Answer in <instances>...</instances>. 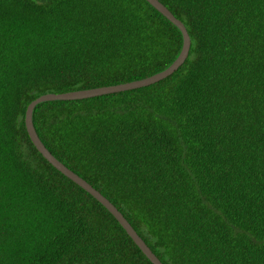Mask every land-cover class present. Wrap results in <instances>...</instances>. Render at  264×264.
Listing matches in <instances>:
<instances>
[{
	"label": "trees",
	"instance_id": "trees-1",
	"mask_svg": "<svg viewBox=\"0 0 264 264\" xmlns=\"http://www.w3.org/2000/svg\"><path fill=\"white\" fill-rule=\"evenodd\" d=\"M159 1L184 61L39 101L34 129L162 264H264V0ZM181 45L146 0H0V264H152L24 113L162 71Z\"/></svg>",
	"mask_w": 264,
	"mask_h": 264
},
{
	"label": "water",
	"instance_id": "water-1",
	"mask_svg": "<svg viewBox=\"0 0 264 264\" xmlns=\"http://www.w3.org/2000/svg\"><path fill=\"white\" fill-rule=\"evenodd\" d=\"M149 4H151L158 12H160L163 16H165L169 21H171L177 28L180 30L182 35V45L179 51V54L174 59V61L162 71H159L155 74H152L148 77L133 80L124 83H118L114 85L108 86H100L83 90H75L64 93H46L43 94L34 100H32L26 107L24 113V124L27 131V134L38 150V152L57 170H59L62 174L70 178L73 182L81 186L84 190L90 193L96 200H98L119 222L125 232L130 236L133 242L138 246V248L142 251V253L149 259L152 264H162V262L157 258V256L150 250V248L146 245V243L142 240V238L136 233L133 227L128 223L125 217L117 210V208L106 198L104 197L98 190L92 187L86 180L81 178L79 175L74 173L68 167H66L63 163L57 160L44 146V144L39 139L36 131L34 129L32 123V111L35 104L39 101L43 100H53V99H80L86 97L97 96L106 93H112L127 89H133L140 86H145L151 84L153 82L158 81L161 78H164L168 74H170L173 70H175L186 58L187 52L190 45L189 35L183 25V23L177 19L159 0H146Z\"/></svg>",
	"mask_w": 264,
	"mask_h": 264
}]
</instances>
